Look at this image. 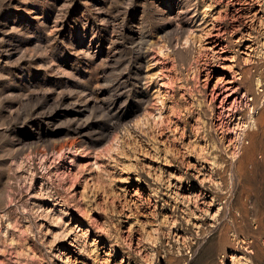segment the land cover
<instances>
[{
  "label": "rangeland",
  "instance_id": "374dc122",
  "mask_svg": "<svg viewBox=\"0 0 264 264\" xmlns=\"http://www.w3.org/2000/svg\"><path fill=\"white\" fill-rule=\"evenodd\" d=\"M0 264H264V0H0Z\"/></svg>",
  "mask_w": 264,
  "mask_h": 264
},
{
  "label": "bare ground",
  "instance_id": "6f19581e",
  "mask_svg": "<svg viewBox=\"0 0 264 264\" xmlns=\"http://www.w3.org/2000/svg\"><path fill=\"white\" fill-rule=\"evenodd\" d=\"M253 132V131H252ZM250 134V133H249ZM254 134V133H253ZM251 136V135H250ZM241 263V262H240Z\"/></svg>",
  "mask_w": 264,
  "mask_h": 264
}]
</instances>
